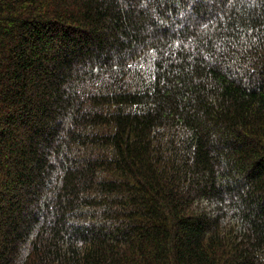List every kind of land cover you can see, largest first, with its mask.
Here are the masks:
<instances>
[{
    "label": "trees",
    "instance_id": "16d2710c",
    "mask_svg": "<svg viewBox=\"0 0 264 264\" xmlns=\"http://www.w3.org/2000/svg\"><path fill=\"white\" fill-rule=\"evenodd\" d=\"M0 264H264V0H0Z\"/></svg>",
    "mask_w": 264,
    "mask_h": 264
}]
</instances>
